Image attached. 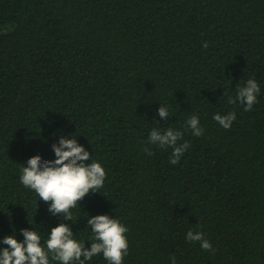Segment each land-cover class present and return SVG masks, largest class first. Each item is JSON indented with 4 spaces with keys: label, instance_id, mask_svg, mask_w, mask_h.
I'll return each mask as SVG.
<instances>
[{
    "label": "trees",
    "instance_id": "16d2710c",
    "mask_svg": "<svg viewBox=\"0 0 264 264\" xmlns=\"http://www.w3.org/2000/svg\"><path fill=\"white\" fill-rule=\"evenodd\" d=\"M248 80L260 95L245 113ZM215 113L234 115L229 130ZM168 127L190 145L175 165L148 142ZM68 134L106 171L70 221L19 181ZM89 214L127 226L123 264H264V0H0V241L69 223L90 247Z\"/></svg>",
    "mask_w": 264,
    "mask_h": 264
},
{
    "label": "clouds",
    "instance_id": "9594fccd",
    "mask_svg": "<svg viewBox=\"0 0 264 264\" xmlns=\"http://www.w3.org/2000/svg\"><path fill=\"white\" fill-rule=\"evenodd\" d=\"M204 46L207 47V44ZM259 95L258 85L253 80H248L236 89L235 103L247 113L252 111ZM232 102L230 97L229 103ZM161 105L158 116L167 120L170 106ZM213 119L227 131L235 117L231 113H215ZM185 123L187 128L191 129L192 135L203 134L204 129L200 126L196 114L187 118ZM72 134L61 135L58 143L52 144L54 159H45L36 154L28 158L26 163H20L19 169L20 183L34 191L39 201L50 202L48 211L53 215L62 216L66 221L72 219L71 209L80 205L79 202L90 191L99 192L106 179L102 163L92 159L93 155ZM55 136L54 133L53 137ZM182 136V132L171 127L153 128L148 142L158 148H171L170 163L175 165L190 146L186 141L179 143ZM86 219L87 228L91 230L88 237L90 247L85 246L84 240L75 237L69 223L52 227L46 238H43L37 229L24 228L20 230L22 240L13 232L5 235L0 241V264H51V261H57L59 264H88L97 255H102L107 264H123L129 248L127 226L116 216L107 214H89ZM185 239L199 243L202 252H212L210 244L199 231L188 230ZM171 264H176L174 257Z\"/></svg>",
    "mask_w": 264,
    "mask_h": 264
}]
</instances>
